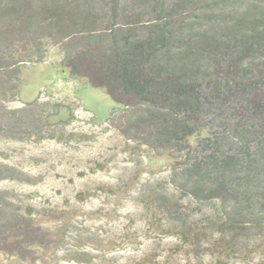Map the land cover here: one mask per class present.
<instances>
[{
    "label": "rangeland",
    "instance_id": "1",
    "mask_svg": "<svg viewBox=\"0 0 264 264\" xmlns=\"http://www.w3.org/2000/svg\"><path fill=\"white\" fill-rule=\"evenodd\" d=\"M78 1L111 20V0ZM61 59L48 45L21 66L0 116V264H264V223L232 227L191 197L182 171L197 153L151 142L139 112Z\"/></svg>",
    "mask_w": 264,
    "mask_h": 264
},
{
    "label": "trees",
    "instance_id": "2",
    "mask_svg": "<svg viewBox=\"0 0 264 264\" xmlns=\"http://www.w3.org/2000/svg\"><path fill=\"white\" fill-rule=\"evenodd\" d=\"M111 1L102 26L78 0H0V116L20 67L57 46L69 77L139 112L151 142L197 153L182 171L194 200L217 203L232 227L260 228L264 0H134L123 21Z\"/></svg>",
    "mask_w": 264,
    "mask_h": 264
}]
</instances>
